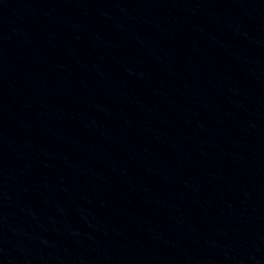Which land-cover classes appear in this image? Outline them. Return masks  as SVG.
I'll return each mask as SVG.
<instances>
[{"label":"water","instance_id":"water-1","mask_svg":"<svg viewBox=\"0 0 264 264\" xmlns=\"http://www.w3.org/2000/svg\"><path fill=\"white\" fill-rule=\"evenodd\" d=\"M0 216L33 264H264V0H0Z\"/></svg>","mask_w":264,"mask_h":264}]
</instances>
